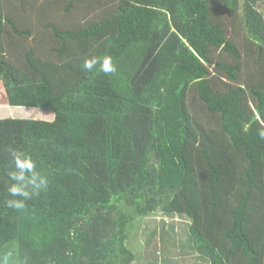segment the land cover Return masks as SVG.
I'll return each instance as SVG.
<instances>
[{"label":"trees","instance_id":"obj_1","mask_svg":"<svg viewBox=\"0 0 264 264\" xmlns=\"http://www.w3.org/2000/svg\"><path fill=\"white\" fill-rule=\"evenodd\" d=\"M260 4L0 0V105L54 114L0 118V264H136L131 227L156 210L208 264H264ZM106 54L117 72L84 68ZM9 149L49 181L25 210L6 205Z\"/></svg>","mask_w":264,"mask_h":264},{"label":"rangeland","instance_id":"obj_2","mask_svg":"<svg viewBox=\"0 0 264 264\" xmlns=\"http://www.w3.org/2000/svg\"><path fill=\"white\" fill-rule=\"evenodd\" d=\"M48 7L52 6L48 5ZM87 8L92 7H79L80 10H88ZM259 8L264 13V4H260ZM26 12H29L27 15L28 18L24 20L22 27H27L26 24H31V27H33V23H36L38 16L35 17L34 15L36 13H33V11L26 10ZM231 18V16L227 17L225 22H230ZM32 38L37 37L33 35L29 40H32ZM26 109L30 110L20 112L18 110L7 109L6 111H0V115L5 117L20 118L21 116L23 118H40L45 120L53 119L54 117L53 113L45 112L40 108L28 107ZM201 120L206 123H208L207 120L211 122L218 121L217 117L211 114L208 115L205 111L202 112ZM187 221L188 219H183L176 214L167 215L162 210H156L150 215L139 218L138 221L134 222L131 227L128 245L133 249L140 247L142 250L136 264H208L203 257L191 250L189 244H187L189 236V223ZM149 247L156 254L149 253Z\"/></svg>","mask_w":264,"mask_h":264},{"label":"clouds","instance_id":"obj_3","mask_svg":"<svg viewBox=\"0 0 264 264\" xmlns=\"http://www.w3.org/2000/svg\"><path fill=\"white\" fill-rule=\"evenodd\" d=\"M99 65V70L106 75L117 72V65L111 55L96 56L87 58L84 68L92 71ZM247 130V128L245 129ZM264 139V130L258 132ZM13 158L14 170L9 171L8 177L11 183L8 185V194L11 199L6 201V205L16 211L25 210L27 201L33 196H38L42 190L48 187V178L37 170V163L32 155L24 150L9 149ZM13 252L9 251L2 257V264H26V260H14Z\"/></svg>","mask_w":264,"mask_h":264},{"label":"crops","instance_id":"obj_4","mask_svg":"<svg viewBox=\"0 0 264 264\" xmlns=\"http://www.w3.org/2000/svg\"><path fill=\"white\" fill-rule=\"evenodd\" d=\"M7 109H11V110H18L20 112L24 111L23 108H20V107H16V106H8V105H0V111H3V110H7ZM22 114V113H21ZM20 115V114H19ZM2 117H5V116H2L0 115V118Z\"/></svg>","mask_w":264,"mask_h":264}]
</instances>
